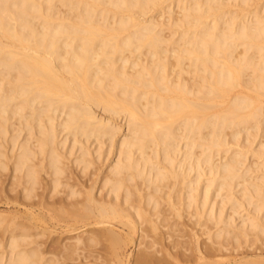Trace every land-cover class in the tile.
Segmentation results:
<instances>
[{"label": "bare ground", "instance_id": "obj_1", "mask_svg": "<svg viewBox=\"0 0 264 264\" xmlns=\"http://www.w3.org/2000/svg\"><path fill=\"white\" fill-rule=\"evenodd\" d=\"M7 170L29 200L31 226L54 218L67 231L100 229L62 244V255H50L29 225L12 230L0 241V264H67L75 253L76 264H102L88 249L107 248L103 240L114 255L108 264H122L137 234L136 264L191 255L219 264L211 258L233 239L260 238L264 0H0V173ZM186 215L210 242L196 231L193 246L163 242L161 225L172 229ZM248 255L240 264L263 260Z\"/></svg>", "mask_w": 264, "mask_h": 264}, {"label": "rangeland", "instance_id": "obj_2", "mask_svg": "<svg viewBox=\"0 0 264 264\" xmlns=\"http://www.w3.org/2000/svg\"><path fill=\"white\" fill-rule=\"evenodd\" d=\"M115 158V157H114ZM114 158L112 159V161L114 160ZM79 168V167H78ZM78 168H76V166L75 167H73V169H74V175H76V173H80V174H82L81 172H78L79 170H80V168L78 169ZM93 170H94V167L92 166L91 167ZM91 168L89 169V170H91ZM88 170V172H90ZM11 170H7V171H5V172H1L0 174V178L2 179V182H4V184L2 183L1 184V180H0V213H2L4 216H6L5 218H6V222L7 223H1L0 222V241H1V239H2V241H3V239L6 241V239H7V236L9 235L8 234V232L10 233V231H12V230H14V232L16 231L17 232V229L19 230V229H21L20 231H22L23 232V227L24 226H26V227H28V225H29V227L28 228H30V232H32L31 231V228H34V231L32 232V233H36L35 231L37 230V232H39V235L37 236L38 238H37V240L39 241V242H44V244L43 245H45V248L48 246V244H49V249H51V248H54L55 250H56V252L58 251V254H56L55 253V251H54V249H51V251L53 252V254L52 253H49L50 255H59V254H61L62 255V252H64L65 251V248H64V245H62V244H65V242H69V243H72L73 242V240H74V238L76 237V236H78V235H85V236H87L89 233H91V231H96L97 229L96 228H98V230L100 229V227H96L95 225H89V226H87L86 227V229H84V230H81V231H67V230H64L65 229V227H64V225L66 224V223H64L63 221H58L57 219H49L48 221H44V220H41V219H39V220H34V219H31V221H34V223L32 222V224L34 225H32L31 226V222H30V220L28 219V214H29V210H28V213L26 212L25 214H24V212L26 211V209L27 208H29L28 206H27V202L29 201V200H27V199H25V200H23L24 199V197H23V193L22 192H20L21 191V185L19 186V184H20V182H19V178H15L14 179V177H13V173L11 172ZM5 173V174H4ZM44 173V172H43ZM11 176H10V175ZM4 177V178H3ZM46 177V178H45ZM11 178H13L12 179V182L10 181L11 180ZM46 179V180H45ZM83 179H86L85 177H83ZM48 181V175L47 174H44L43 175V181ZM73 180V179H72ZM10 181V182H9ZM44 181V182H45ZM74 181V180H73ZM73 181H71V182H73ZM16 183H18V186H17V184ZM12 184V185H11ZM13 185H15V186H13ZM4 187V188H3ZM6 187H7V189L9 190H7L6 189ZM12 188V189H11ZM40 188V189H39ZM38 189V191L40 192H43V186H41V187H39ZM60 188V187H59ZM63 187H62V185H61V189H62ZM2 189H3V191H2ZM7 192H6V191ZM19 193V194H18ZM21 193V194H20ZM59 195H56L57 197L58 196H61V194L60 193H58ZM8 195V196H7ZM22 195V196H21ZM15 196V198H13V200H12V197H14ZM19 196H21V197H19ZM10 197V198H9ZM17 197V198H16ZM19 197V198H18ZM23 198V199H22ZM9 199V200H8ZM11 200V201H10ZM16 200H18V201H16ZM52 200V199H51ZM8 201H10V202H8ZM25 203H24V202ZM39 211V209H36V213ZM245 211H243L242 213H244ZM27 214V215H26ZM14 215V216H13ZM18 217H17V216ZM25 215H26V217H25ZM25 218H24V217ZM5 218H4V220L3 221H5ZM13 218H15L14 220H15V222H16V219L18 220H20V222L21 223H19V220L14 224V223H10V221H12V219ZM36 219V218H35ZM28 222H26V221ZM23 221H25V223L23 222ZM181 221H185L186 223H178L177 225H175V223H174V225H172L173 227H172V229H168V226H165V227H163L162 225H161V227H162V229L165 231V235H163V230H161V234H159V237L160 238H162L163 239V242H166L165 244H171V240H175L176 238L179 240V239H181L182 241H185V242H187V240H189L186 244L188 245V243H189V247L190 246H193V245H195V241H196V239H197V237H195V231H196V235L197 236H199V243H201L202 245H204V244H206L207 243V241H209V239H208V237H207V235L206 234H204V228H205V226H202V225H199V224H197V223H194L190 218H189V216L188 215H186L185 216V218H183V219H181ZM238 221H240V219L238 218ZM30 222V223H29ZM36 222V223H35ZM8 224L10 225V228H9V226H8ZM15 226H14V225ZM24 224V225H23ZM148 224V223H147ZM147 224L146 223H143V226H147ZM206 224H208V225H212V223H206ZM19 227H18V226ZM20 225H22V226H20ZM180 225V226H179ZM12 226H14V228H12ZM31 226V227H30ZM37 226V227H36ZM174 226H176V228H174ZM178 226L179 227H181L179 230H178ZM6 227H7V230H6ZM18 227V228H17ZM117 227V228H116ZM115 228L116 229H118V230H120V231H122L123 233H126L125 231H128V227L127 226H123V225H121L120 223H118L117 224V226H115ZM36 229V230H35ZM96 229V230H95ZM101 229H102V227H101ZM175 229H177V230H175ZM33 230V229H32ZM80 230V229H79ZM6 231H7V233H6ZM41 231V232H40ZM15 232V233H16ZM43 232V233H42ZM169 232H170V234H169ZM17 233H20V232H17ZM166 233H167V235H166ZM171 233H172V236L173 237H171ZM43 234V235H42ZM200 234V235H199ZM194 235V236H193ZM263 236H260V238H256L255 237V235L254 234H251V235H249V237L247 238V239H242V240H240V241H234V239L227 245V247L226 248H224L223 249V253L224 254H220L222 257H225L226 256V258H223L224 260V262L222 261V259L220 260L219 258H222L220 255H218V256H215V257H212L211 259H215L216 257V259L217 260H219L220 262H219V264H240V262H239V260L241 261L242 260V258H243V256H245V255H247V254H249L248 256H247V258L248 259H256L257 257V255H262V257H261V259H263V260H261L260 258H257V259H260L261 261H257L256 263H254V262H248V263H244V264H264V234H262ZM162 236V237H161ZM164 236H168L167 238L166 237H164ZM5 237V238H4ZM23 237V236H22ZM141 238L140 236H138V234L136 235V240L137 241H133V242H129V244L126 246V247H124L121 251L123 252V257H124V261H123V263L122 264H136V260H137V252H138V250H139V252L141 251V249L140 248H142L143 246L142 245H139V242L138 241H140V239L139 238ZM173 238V239H172ZM176 239V240H177ZM184 239V240H183ZM187 239V240H186ZM195 239V240H194ZM167 240V241H166ZM195 242V243H193V242ZM4 242V241H3ZM138 242V243H137ZM168 242H170V243H168ZM190 242H192L191 243V245H190ZM210 242V241H209ZM46 243V244H45ZM102 243H104L103 245L105 246L106 244V246H108L107 248H105V247H101L102 246V244H97V245H92L91 247L90 246H88L87 248H89L88 250H90L91 251V249H92V252H94V253H101L100 255L102 256V258H103V263L102 264H108L109 263V261L108 260H110V261H112L113 260V258L114 257H112V256H114V255H112L113 253H111V252H113L112 251V249H111V247H110V244H109V242L107 241L106 242V240H103V242ZM217 245V244H216ZM95 246V247H94ZM140 246H142V247H140ZM44 247V246H43ZM63 247V248H62ZM93 247V248H92ZM158 247L159 248H161V244L160 245H158ZM179 247V248H178ZM177 247V249L179 250V254H180V252H181V256H182V254L183 253H188L189 255H191L192 253V250L191 249H188V251L187 250H185V248L183 249V250H180L181 248H182V246H178ZM87 248H86V250H87ZM62 249V250H61ZM107 249V250H106ZM0 250H1V248H0ZM106 250V251H105ZM110 250V251H109ZM172 250H176V247L173 249L172 248ZM178 250L176 251V253L178 252ZM60 251H62V252H60ZM97 251H99V252H97ZM108 251V252H107ZM183 251V252H182ZM89 252V251H88ZM107 252V253H106ZM109 252H110V254H109ZM172 252H174L175 253V251H172ZM137 253V254H136ZM124 254H126V255H128V257L127 256H125ZM187 254V255H188ZM157 255H158V257L160 256V257H162L163 256V253L162 252H158L157 253ZM224 255V256H223ZM220 256V257H219ZM74 257H75V259H72V260H70L69 259V261L67 260V264H76V263H78V262H80V261H82L83 259L81 258V257H79V255L78 254H74ZM183 257V256H182ZM242 257V258H241ZM77 258V259H76ZM184 259H182L181 258V264L182 263H184V264H198L200 261H197V259H196V257L195 256H193V255H191V257H190V259H186L185 257H183ZM82 259V260H81ZM196 259V260H195ZM129 260V261H128ZM170 260H171V257H168L167 256V258H164V264H166V263H168V264H172V263H175L176 261L172 258V263L170 262ZM238 260V261H237ZM243 260H244V258H243ZM84 261H89V259L87 258H84ZM83 261V262H84ZM174 261V262H173ZM222 261V262H221ZM198 262V263H197ZM175 264H177V262L175 263ZM218 264V263H217ZM241 264H243L242 262H241Z\"/></svg>", "mask_w": 264, "mask_h": 264}]
</instances>
